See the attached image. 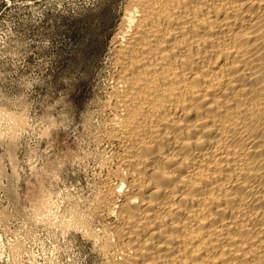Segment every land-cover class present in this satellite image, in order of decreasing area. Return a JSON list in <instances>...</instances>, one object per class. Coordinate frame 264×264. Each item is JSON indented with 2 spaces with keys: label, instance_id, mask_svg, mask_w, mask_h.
Returning <instances> with one entry per match:
<instances>
[{
  "label": "bare ground",
  "instance_id": "1",
  "mask_svg": "<svg viewBox=\"0 0 264 264\" xmlns=\"http://www.w3.org/2000/svg\"><path fill=\"white\" fill-rule=\"evenodd\" d=\"M111 50L90 196L34 221L103 264H264V0H126Z\"/></svg>",
  "mask_w": 264,
  "mask_h": 264
},
{
  "label": "rangeland",
  "instance_id": "2",
  "mask_svg": "<svg viewBox=\"0 0 264 264\" xmlns=\"http://www.w3.org/2000/svg\"><path fill=\"white\" fill-rule=\"evenodd\" d=\"M125 4L0 0V111L27 124L19 139L0 140V264L13 263L18 244L24 264H103L81 233L34 217L44 198L62 213L71 197L90 196L87 154L98 148L96 111Z\"/></svg>",
  "mask_w": 264,
  "mask_h": 264
},
{
  "label": "clouds",
  "instance_id": "3",
  "mask_svg": "<svg viewBox=\"0 0 264 264\" xmlns=\"http://www.w3.org/2000/svg\"><path fill=\"white\" fill-rule=\"evenodd\" d=\"M0 125H3V128L0 129V140H7L13 137L19 139L24 134V131H27V129H23L19 121H12L6 118H0ZM42 214H47L46 209H42ZM52 219L54 221L55 217H52ZM22 251L23 250H20L19 253H17V251L12 252V255L17 257L18 264H24V261L19 260Z\"/></svg>",
  "mask_w": 264,
  "mask_h": 264
}]
</instances>
